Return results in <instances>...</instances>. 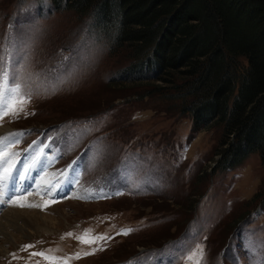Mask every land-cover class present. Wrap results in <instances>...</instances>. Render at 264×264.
<instances>
[{"label":"rangeland","instance_id":"rangeland-1","mask_svg":"<svg viewBox=\"0 0 264 264\" xmlns=\"http://www.w3.org/2000/svg\"><path fill=\"white\" fill-rule=\"evenodd\" d=\"M93 25L50 0H0V69L30 96L29 115L4 117L0 136L19 140L15 185L52 181L56 191L21 189L29 202L48 201L42 208L0 202L1 221H32L0 236V264H48L30 258L44 250L68 264H184L198 243L203 264H264L258 154L216 168L219 128L192 131L156 92L140 98L142 87L124 82L128 53L110 50ZM33 156L39 167L19 179ZM86 230L103 238L81 243Z\"/></svg>","mask_w":264,"mask_h":264},{"label":"trees","instance_id":"trees-1","mask_svg":"<svg viewBox=\"0 0 264 264\" xmlns=\"http://www.w3.org/2000/svg\"><path fill=\"white\" fill-rule=\"evenodd\" d=\"M90 14L125 83L157 93L192 131L219 128L216 168L257 153L264 171V0H50ZM122 85V82L116 86Z\"/></svg>","mask_w":264,"mask_h":264},{"label":"snow or ice","instance_id":"snow-or-ice-1","mask_svg":"<svg viewBox=\"0 0 264 264\" xmlns=\"http://www.w3.org/2000/svg\"><path fill=\"white\" fill-rule=\"evenodd\" d=\"M30 100V96L22 91L21 85L14 84L9 86V73L6 69H0V122L3 121L4 117H19L21 113L25 116L29 113L25 110L26 105ZM16 133H9L7 136H0V202H6L13 206L19 207H46L48 201H45L43 205L36 204L28 201V196L33 193L28 192L24 194L15 185V175L18 154L13 150V144H18L19 140L12 141L10 138L15 136ZM38 157L33 156L32 162L26 164L24 169L19 173V179H24V173L29 168L33 167ZM7 198V199H5ZM54 202V201H53ZM130 231V230H127ZM127 231L124 234H127ZM66 235L71 236L72 233ZM81 243L91 244L98 239L103 237H92L90 230H86L81 236L76 237ZM34 247V245L26 244L21 246V251H27ZM95 251V249L93 250ZM91 253H84V255H90ZM13 259H20L16 254H12ZM42 257L48 261V264H68L70 258L57 257L51 253V250H44L40 252L30 253L31 257ZM80 253L75 254V258H79ZM204 247L202 244H196L191 248L186 255L183 257L184 264H203Z\"/></svg>","mask_w":264,"mask_h":264},{"label":"bare ground","instance_id":"bare-ground-1","mask_svg":"<svg viewBox=\"0 0 264 264\" xmlns=\"http://www.w3.org/2000/svg\"><path fill=\"white\" fill-rule=\"evenodd\" d=\"M41 161V160H40ZM40 162H36L35 163V165L32 167V172L33 171H35L38 167H39V164ZM30 170V169H29ZM16 174L18 175V171L16 170L15 172H14V175L16 176ZM36 174V173H35ZM35 178H37V177H34V181H36V179ZM43 180V179H42ZM27 183H28V181H26ZM23 183V182H22ZM32 184H35L34 182H32L31 183V185H27V187H24V186H21L20 185V183H17L16 184V187H18L20 190L22 189H26V190H31V188L33 187V186H35V185H32ZM23 185H24V183H23ZM51 186H52V181L51 182H49V184H47L46 182H44V181H40V183H38V185L36 186V187H33L34 189H38V190H41V191H43V192H47L48 191V194H50L51 195V193H53V195L56 193V191H54V190H52V191H49V189L51 188ZM65 186V182H64V184H63V187ZM59 191H57V193H58ZM59 194H62V192L60 191L59 192ZM59 194H56L55 196H57V195H59ZM11 209H10V211L11 210H13L14 209V207H10ZM9 209V208H8ZM9 211V210H8ZM11 212H13V211H11ZM14 212H15V210H14ZM18 212V211H17ZM12 214V213H11ZM14 214V213H13ZM2 216V215H1ZM11 217H13V219L11 218ZM11 217L10 218H7V219H3V221H1L2 220V218L0 219V236H6L5 234H6V229H7V227L9 228V226H11V227H13V228H15V230H18V231H23L26 227H28V226H32L31 225V223H30V218H24L23 216H21V215H19V213L18 214H15L14 216L13 215H11ZM35 221V220H34ZM43 221V220H42ZM48 221V220H47ZM32 222V221H31ZM41 226V225H40ZM30 228V227H29ZM39 228V227H38ZM3 243V242H2ZM2 257V256H1Z\"/></svg>","mask_w":264,"mask_h":264}]
</instances>
